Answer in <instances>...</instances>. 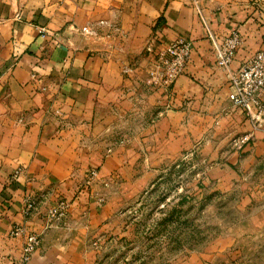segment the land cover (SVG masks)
Here are the masks:
<instances>
[{"label":"crops","instance_id":"obj_1","mask_svg":"<svg viewBox=\"0 0 264 264\" xmlns=\"http://www.w3.org/2000/svg\"><path fill=\"white\" fill-rule=\"evenodd\" d=\"M233 29L231 70L264 48V0H0V264L18 263L29 231L39 244L25 264H108L116 217L176 162L246 212L176 264H237L244 244L264 242V126L229 101L209 38ZM178 36L192 53L166 95L145 79ZM61 199L67 213L47 219Z\"/></svg>","mask_w":264,"mask_h":264},{"label":"rangeland","instance_id":"obj_2","mask_svg":"<svg viewBox=\"0 0 264 264\" xmlns=\"http://www.w3.org/2000/svg\"><path fill=\"white\" fill-rule=\"evenodd\" d=\"M197 178L190 162L160 168L139 197L116 217L103 249L108 264H176L180 252L206 247L232 228L217 222L246 217L244 210L234 206L236 202L201 190ZM239 228L244 238L250 233V227ZM241 249L237 264H264V242L249 241Z\"/></svg>","mask_w":264,"mask_h":264},{"label":"built area","instance_id":"obj_3","mask_svg":"<svg viewBox=\"0 0 264 264\" xmlns=\"http://www.w3.org/2000/svg\"><path fill=\"white\" fill-rule=\"evenodd\" d=\"M86 30V27L82 28ZM212 52L215 63L227 69V81L230 87L228 99L234 107L243 111L244 117L253 127L264 126V48L249 55L235 70L230 69L235 53L240 46V34L233 29L222 40L218 41L210 32ZM193 42L185 36H178L163 43L156 51L153 61V70L149 71L145 83L161 89L168 95L178 75L184 72L190 60ZM98 170L90 168L86 171L80 191L89 192L91 182L97 178ZM102 198H99V202ZM34 207L32 199L25 201L24 212H31ZM69 208L68 201L61 199L51 205L47 212V219L64 216ZM22 232V227H14L11 235ZM39 237L34 232L24 234L22 254L17 264H25L36 250Z\"/></svg>","mask_w":264,"mask_h":264}]
</instances>
